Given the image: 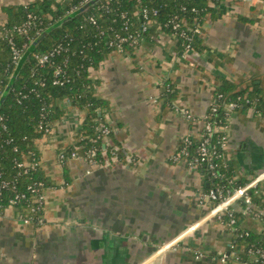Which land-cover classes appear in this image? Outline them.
Segmentation results:
<instances>
[{"label": "crops", "instance_id": "0c3cea01", "mask_svg": "<svg viewBox=\"0 0 264 264\" xmlns=\"http://www.w3.org/2000/svg\"><path fill=\"white\" fill-rule=\"evenodd\" d=\"M32 1L0 0V24L4 6ZM213 5L226 12L207 15L202 54H183L182 39L158 26L134 52L114 50L93 71L94 97L107 103L104 120L122 142V161H62L87 113L62 101L65 114L36 140L52 182L43 190L42 220H24L13 205L0 210V264H242L233 229L203 200L207 176L174 158L185 136L202 133L218 74L243 85L260 75L264 88V0ZM226 132L236 179L264 174V119L233 112ZM230 206L240 229L264 233L242 199Z\"/></svg>", "mask_w": 264, "mask_h": 264}, {"label": "trees", "instance_id": "16d2710c", "mask_svg": "<svg viewBox=\"0 0 264 264\" xmlns=\"http://www.w3.org/2000/svg\"><path fill=\"white\" fill-rule=\"evenodd\" d=\"M83 1L34 0L26 4L3 7L7 18L0 24V90L4 92L11 82L13 85L3 100L0 96V116L3 117L0 119V210L16 206L23 217H33L37 223H40L39 217L42 216L43 209L37 208V196L32 190L39 187V183L45 188L52 182L42 170L36 140L50 133L53 124L65 114L66 108L62 106L64 99L87 113L77 134V144L60 153L64 155L62 161L71 157L76 146H82L83 149L96 148V158L102 163L112 161L113 156L118 161L125 158L122 142L114 131L110 133L108 143L103 141L101 124H108L103 116L107 103L94 97L99 81L92 78L93 71L118 47L109 44L114 31L117 29L129 34L137 29L144 20L139 14V8L146 7L151 11L148 19L150 27L141 36L149 37L158 26L172 34L185 31V36L181 37L183 54L187 52V45L191 44L192 51L200 55L207 50L203 45V25L207 15L218 18L226 12V9L216 10L213 5L221 0H98L87 10L66 20L67 16L83 5ZM153 9L158 13L153 14ZM123 13L134 22L129 29L123 26ZM91 16L97 19V25L91 22ZM28 19L32 21L29 32H20L18 26ZM175 22L180 23L177 29L174 28ZM193 24H198L202 33H196L191 28ZM54 25L57 26L52 27ZM50 27L52 29L48 34L31 50L33 41ZM11 41L20 49L27 44L22 50V58L16 62L13 59ZM60 43L69 49L56 54L52 62L41 66L36 58L37 54L50 52ZM134 50L133 46L126 44L122 52L132 53ZM59 66L62 73L55 76V69ZM217 77L221 79V84L214 91L211 106L204 117L205 122L224 126L229 124V113L249 111L264 119V88L260 84V75L252 76L250 83L246 85L223 75L218 74ZM58 78L63 83L56 84L55 80ZM168 91L166 96L171 102L175 94L169 89ZM230 103L236 104L233 112L229 110ZM222 135L220 131L210 135L211 163L215 164L214 170L221 175L215 177L212 174L208 159L197 167L207 176L209 184L205 186V193L211 188L222 186L226 195H229L235 188L251 181L245 177L236 179L234 163L226 160V150L220 148ZM199 143L198 139H193V144L188 146L191 153L195 152ZM183 146L182 143L179 145L177 155H181ZM214 150L217 152L213 153ZM24 160L35 162L36 165L26 170L19 166ZM4 181L9 183L6 187L2 186ZM249 193L252 197L251 213L264 211V184L259 182ZM18 194H24L25 197L16 199ZM14 199L17 202L13 203ZM209 203L214 208L218 201ZM235 215L238 216L239 213L236 211ZM223 218L227 224V214ZM231 229L234 248L252 244L264 248V233L247 231L242 234L244 230L234 226ZM246 259L245 254L239 256L240 262Z\"/></svg>", "mask_w": 264, "mask_h": 264}, {"label": "built area", "instance_id": "2783aa9c", "mask_svg": "<svg viewBox=\"0 0 264 264\" xmlns=\"http://www.w3.org/2000/svg\"><path fill=\"white\" fill-rule=\"evenodd\" d=\"M90 0H84L83 5L89 2ZM82 5V6H83ZM151 11L146 8V7H140L139 8V14L141 18H144V20L141 22L140 26L135 29L134 31H131L129 34H126L125 32H120V30H115L114 31V36L110 39L109 44L111 46H118L117 51L122 52L123 48L126 44L133 46L135 49L142 43L144 40V37L141 36V33L147 31V29L150 27V24L148 22L149 16H150ZM153 14H157L158 11L156 9H153L152 11ZM122 16L125 18L123 21V26L125 28H131L134 25V22L130 20V18H127V14L123 13ZM29 17H32V15H29ZM91 22L97 25V19L94 16L90 17ZM32 25V21L30 19L26 20L22 25L18 26V30L23 33H28L30 30V26ZM180 23L175 22L174 28L177 29L179 28ZM191 28L196 32V33H202L201 32V27L198 24H193L191 25ZM113 29V27H112ZM104 33V31H102ZM176 36L182 37L185 36V31H182V33H178L177 31L175 32ZM189 39V38H188ZM13 44V50H14V55L13 59L14 61H18L20 57H22V50L27 47V44L23 45V48H17L13 41H11ZM69 48L64 46L62 43L58 44L53 50L50 52H40L37 54L36 58L38 60V63L41 66H45L47 63L52 62L53 57L56 54H59L63 51H67ZM187 52L192 50L191 44L187 45L186 48ZM186 52V53H187ZM185 54V53H184ZM62 73V68L59 66L55 69V76H59ZM55 83H63L62 80L59 78L55 80ZM3 95V92L0 90V96ZM1 99V98H0ZM69 101V100H68ZM235 103H230L229 104V110L230 112L234 111L235 108ZM215 110V109H214ZM188 118H191L192 115L187 112ZM229 117L231 116V113L228 114ZM0 119H3L2 116H0ZM227 127L228 125L224 126H214L210 122H205L204 121V128L202 130V133L200 136L196 139L200 141L199 145L196 147L195 152L191 153L188 146L193 144V139H195L191 135L185 136L180 143H182L184 146L180 150L181 155L175 154L174 158L176 160H183L187 162V164L192 167V168H197L199 165H202L205 160L208 159V163H210V168L212 169V174L215 177L220 176L221 174H218L214 169H215V164L211 163L212 155H211V146H210V135L216 131H220L223 133L221 139H220V148L221 150L225 151L227 147ZM6 128V126H5ZM113 131V128L109 124H101V133L103 136V141L105 143H108L110 140V133ZM7 141H10V139H7ZM1 138H0V147H1ZM217 150H214L213 153H216ZM97 156V149L96 148H88V149H83L82 146H76V149L71 153V158H80L88 162V164L94 166V165H100L102 162L96 158ZM64 158V155H60V159L62 160ZM227 160V159H226ZM35 162H30L29 160H24L23 162L19 163V166L25 167L27 170L29 167L35 166ZM1 176V172H0ZM264 177V174L257 176L250 182H248L245 185L239 186L233 190L232 193L229 195H226L224 187L219 186L216 188H211L208 192L203 194V200L206 202L210 201H218V204L212 208L213 212H215L217 219L225 224L223 215L227 214L229 220L227 222V225L229 227H237L238 226V218L235 215L236 210L230 206L231 202L236 199H242L244 202L245 210L246 212L250 213V204L252 203V197L250 195V190L252 188H256L260 180ZM9 183L7 181H4L2 183L3 187H6ZM39 187H34L33 192L36 193V200L38 202L37 208L44 209V200H45V195H44V187L43 184L39 183ZM258 193V191H257ZM19 197H25L24 194H18L16 199ZM14 199L12 202L15 203L17 200ZM257 215L262 222L264 223V211L255 214ZM24 220L26 221H35V218L33 217H23ZM40 221L42 220V216L39 217ZM240 229V228H239ZM242 230V229H241ZM247 231L244 230L243 233H246ZM235 257L239 260V256L245 254L247 259L244 262H241L242 264H264V248L259 245H248V246H243L235 248ZM202 255V254H200ZM223 259H226V255L223 256Z\"/></svg>", "mask_w": 264, "mask_h": 264}, {"label": "water", "instance_id": "95a60500", "mask_svg": "<svg viewBox=\"0 0 264 264\" xmlns=\"http://www.w3.org/2000/svg\"><path fill=\"white\" fill-rule=\"evenodd\" d=\"M98 0H90L89 2H87L86 4H84L83 6H81L79 9L73 11L69 16L66 17V20L71 18L72 16H75L78 12H83L85 10H87L90 6H92L93 4H95ZM57 25H54L52 27H56ZM52 27L46 29L45 31H43L39 37L33 41V44L30 46V49L32 50L34 48V46L43 38L45 37L48 32L52 29ZM13 85V82H11L9 84V86L6 88V90L3 92V95H2V100L3 98L7 95V93L9 92L11 86Z\"/></svg>", "mask_w": 264, "mask_h": 264}, {"label": "rangeland", "instance_id": "374dc122", "mask_svg": "<svg viewBox=\"0 0 264 264\" xmlns=\"http://www.w3.org/2000/svg\"><path fill=\"white\" fill-rule=\"evenodd\" d=\"M192 51V50H191ZM22 58V57H21ZM195 139L198 138V137H194ZM228 161V160H227Z\"/></svg>", "mask_w": 264, "mask_h": 264}]
</instances>
